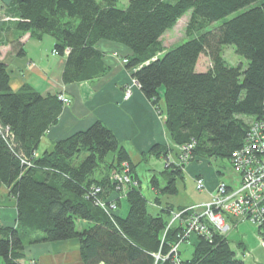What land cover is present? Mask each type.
Here are the masks:
<instances>
[{"label": "trees", "instance_id": "obj_1", "mask_svg": "<svg viewBox=\"0 0 264 264\" xmlns=\"http://www.w3.org/2000/svg\"><path fill=\"white\" fill-rule=\"evenodd\" d=\"M119 1L14 0L15 29L37 40L53 39V51L66 56L63 84L104 76L108 68L97 44H121L130 51L126 69L164 116L171 144L191 146L183 152L186 162H229L242 147L249 124L264 114V0H128L125 9L117 8ZM242 9L247 10L202 32ZM188 13L186 35L196 36L165 51L161 36ZM227 45L247 61L246 69L226 64L222 50ZM16 50L20 56L22 49ZM201 56L211 63L206 71L197 69ZM57 97H42L28 85L14 91L0 62V186L16 208L15 224L0 227L1 264H19L26 240L51 244L72 239L78 240L83 264H246L227 237L216 232L197 238L190 259L181 260L180 251L176 257L170 254L184 225L180 221L165 229L172 213L186 207L147 212L135 170L139 163L130 160L102 122L37 153L40 139L63 109ZM172 151L155 144L144 156L167 160ZM124 162L131 182L122 185L114 175L124 173ZM176 167L159 173L162 187L151 177L156 196L177 195L184 168ZM122 201L127 204L124 217L118 213ZM154 202L160 204L159 198ZM256 230L263 234L264 224Z\"/></svg>", "mask_w": 264, "mask_h": 264}, {"label": "crops", "instance_id": "obj_2", "mask_svg": "<svg viewBox=\"0 0 264 264\" xmlns=\"http://www.w3.org/2000/svg\"><path fill=\"white\" fill-rule=\"evenodd\" d=\"M13 3L14 0H0V62L7 67L10 88L18 91L23 85H28L42 97L62 94L70 99V103L63 105L56 125L48 128L40 139L37 153L51 150L57 141L87 130L95 122H102L127 150L133 163L155 161L163 165L164 159L144 156L155 144L165 147L171 140L165 129L164 117L141 94L138 85L130 83L132 74L121 62L129 56L130 51L121 44L101 41L97 47L104 53L103 62L108 68L105 75L93 81L63 84L61 75L66 56L52 54L54 42L49 36L37 40L29 34H18L15 29L16 15L12 9ZM17 48L22 49L20 56L16 55ZM128 88L132 95L130 99H125L123 94ZM203 162L205 161L201 159L195 160L185 167L193 181L196 177L204 180L205 196L198 205L209 201L219 181L226 180L232 187L236 183L232 173L228 172L226 177H222L223 173ZM153 193L156 195L154 191ZM194 204L174 206L168 203L167 199L164 207L171 205L176 209ZM164 207L160 202L156 209ZM126 211L127 204L122 201L118 213L124 217ZM15 218V201L8 197L6 187L0 186V227L13 226ZM26 241L19 264H83L79 256L78 240L51 244H31ZM191 242L186 244L191 245ZM262 248L264 251L263 246ZM238 249L241 253L245 247ZM241 256L245 263L248 258H243V253ZM180 258L186 260L191 257L185 259L181 255ZM262 260L259 254L256 262L259 264Z\"/></svg>", "mask_w": 264, "mask_h": 264}, {"label": "rangeland", "instance_id": "obj_3", "mask_svg": "<svg viewBox=\"0 0 264 264\" xmlns=\"http://www.w3.org/2000/svg\"><path fill=\"white\" fill-rule=\"evenodd\" d=\"M167 1L169 3H171V2L173 3L177 0H167ZM127 3H128V0H120L117 4V8L125 9L127 6ZM245 10H247V9L238 10L235 13L230 14L229 16H226V18L219 20V21H216L215 23H212L210 26L204 28V30L202 32L215 29V27L220 26V24L222 22H226L227 20H230V19L236 17L238 14L244 12ZM189 19H190L189 13L185 14V16H182V18L176 22V24L173 26V28L171 30L166 31L161 36V39H160L161 47L165 51H170L174 47L179 46V45L183 44L184 42L188 41L189 38L192 39V38H194V36H196V33L192 34L189 37L186 35V30H187L186 25H187ZM57 56H60V55L58 54ZM64 56H61V57H64ZM222 57H223V59L227 65L234 66V67L240 65L241 67H243V69L247 68L246 67L247 61L243 57L237 56L235 53L234 47L231 45H227L226 47L223 48ZM123 61H126V59L123 58L121 60V62H123ZM123 64H124V62H123ZM210 64L211 63L209 61V58H207L206 56H201L198 63H197V69H199V71H206V69L209 68ZM132 80L134 81V83L132 82ZM130 83H132V85H138L133 78L131 79ZM56 95H60V94H56ZM123 95H124L125 99H130L131 95H132L130 93V88L125 90ZM64 98H68V97H64ZM69 103H70V99H69ZM62 104L66 105L67 103L64 104L62 102ZM165 147H170V148L172 147L175 150V152L172 151L171 153H168L167 160H164L163 165L160 162L155 163V161L154 162L145 161L143 163L137 164V166L135 167L138 179L140 181V192L143 193L146 201L148 202L147 212L152 214V215H157L159 210H160V209L159 210L156 209L158 204H156V202H154L157 197L159 198V201L162 203V205L164 207V205L167 203V199H168V203H172L174 206H177L180 204H191V203L192 204L195 203L194 205H198V203H201L202 199L205 196L204 188H203V190H201V192L198 191L196 189L195 181H193V179H191L189 172L187 170L185 171V167L188 166L189 163L194 162V161H191L188 163L186 161L184 162L181 160L180 155L183 154L182 147L180 148V147L173 146L171 143L167 144ZM204 161L205 162H203V163L207 162L208 166L212 167V169L220 171L221 173H223L224 175H222V177H226L227 173L230 172L235 177L234 180L239 181V179L241 177L240 173L235 172V171L233 172L231 166H229L228 161L223 160V159H221V160L214 159V158H212L210 160L204 159ZM171 165H175L178 167L183 165V168H184L183 179H179L176 182V189L178 190L177 195L168 196V197H164V196H160V195H158V196L154 195V193L151 189V185H150L151 177L155 175L159 180L160 186L162 187L164 185L165 180L162 177V175H160L159 173ZM125 166L127 167V171H128V165L126 162H124L122 164V167H121L122 170H125ZM178 167H176V168H178ZM127 171H124V175H126ZM128 177H129V175H128ZM135 184L136 183H134V185ZM217 184H216V186H217ZM214 189L216 190V188H214ZM122 190H124V188H122ZM215 190H214V192H215ZM214 192H212V193H214ZM195 201H197V202H195ZM209 201H210V199H209ZM174 212H176V211H174ZM187 218H189V221H191L190 220L191 214H187V216L183 215L182 221L185 222ZM169 221H170V219H169ZM171 225H172V227L175 226L174 223ZM184 225H185V227L183 228L184 229L183 232L187 229V227L189 226V223H187V224L184 223ZM234 225H235V227L232 228V230H230V232L226 235L228 242H230V247H231L232 251L235 253H238L239 258L242 257L241 253H243V255H245L243 258H245V259L248 258V260L244 259L245 263H247V264H258L256 262V258L259 256V254H261L263 260L260 261L259 264H264V251H263V248L261 246V244H262L261 235L259 234L258 230H256V227L253 226L248 221H246V222L241 221V222H238ZM193 231L194 230H192L191 235L185 236V237H184L185 233H183V234L181 233L183 235V237L186 239H184V242L181 243V246H180L178 251H180V254L185 259L191 257L193 248H194V246L197 242V238L199 236L200 237H206V238L210 237L206 233L199 234V233L193 232ZM210 232H212V231H210ZM212 233H214V232H212ZM217 234H219V233H217ZM220 236H223V235H220ZM191 239H192V242H191ZM179 240L180 239H178V241ZM186 242L187 243L191 242L192 246L189 244H186ZM175 244H177V243H175ZM174 246L175 245H173L171 247L169 252L172 251ZM241 246H244L245 250H241V253H240V250L238 248ZM247 255L249 257H247Z\"/></svg>", "mask_w": 264, "mask_h": 264}, {"label": "built area", "instance_id": "obj_4", "mask_svg": "<svg viewBox=\"0 0 264 264\" xmlns=\"http://www.w3.org/2000/svg\"><path fill=\"white\" fill-rule=\"evenodd\" d=\"M52 54L58 55L55 51ZM132 82L134 83L133 80ZM57 96L64 104L69 103L68 98H64L62 95ZM190 148L191 146L182 147V152L188 151ZM186 156V154L180 155L181 160L185 162ZM228 163L233 172L240 173L239 181H236L233 187L224 180L219 181L210 201L202 203V205H191L180 210L181 212H173L166 230L172 226L171 224L181 221L183 225L189 223L187 229L182 232V234L185 233L184 237L191 235L192 230L199 234L210 235L212 232H217L226 236L237 222L248 221L256 229L264 224V114L260 120L252 121L249 124L248 134L242 147L232 152ZM124 171H127L126 166ZM196 178V189L201 192L204 188V180ZM114 179L122 185L124 182H131L127 173L126 175L124 173L114 175ZM187 214H191V221L189 218L185 222L182 221L183 215L187 216ZM260 235L262 246H264V233ZM184 237L181 235L170 254L173 253L176 257L181 243L186 239Z\"/></svg>", "mask_w": 264, "mask_h": 264}]
</instances>
